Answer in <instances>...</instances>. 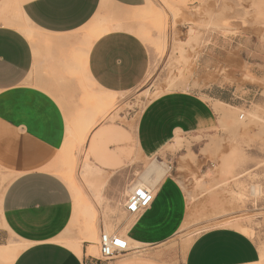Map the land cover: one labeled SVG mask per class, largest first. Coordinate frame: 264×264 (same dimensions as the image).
Listing matches in <instances>:
<instances>
[{
	"label": "rangeland",
	"instance_id": "1",
	"mask_svg": "<svg viewBox=\"0 0 264 264\" xmlns=\"http://www.w3.org/2000/svg\"><path fill=\"white\" fill-rule=\"evenodd\" d=\"M144 6L102 8L77 33L85 50L111 31L144 43L150 64L137 88L103 92L82 76L78 64L64 69L69 79L48 81L66 115L64 143L49 168L62 180L74 179L67 185L73 214L60 242H83L87 256L100 258V235L127 240L138 219L123 207L132 186L142 181L155 196L156 187L168 180L181 188L180 224L153 226V234L172 232L146 245L130 241L128 253L101 264H185L193 241L221 227L253 238L260 252L255 264H264V0H146ZM15 16L38 46L42 34ZM170 95L193 99L190 107L202 109L209 125L193 132L177 129L149 155L142 121L153 103ZM95 123L90 141L82 143ZM85 165L95 172L86 173ZM151 165L168 171L156 185L143 178ZM7 182L0 170V195Z\"/></svg>",
	"mask_w": 264,
	"mask_h": 264
},
{
	"label": "crops",
	"instance_id": "2",
	"mask_svg": "<svg viewBox=\"0 0 264 264\" xmlns=\"http://www.w3.org/2000/svg\"><path fill=\"white\" fill-rule=\"evenodd\" d=\"M145 1L0 0V170L8 177L0 195V248L8 250L0 256V264H84L88 245L80 243L79 255L60 242L72 218L73 199L64 181L49 168L64 143L66 115L55 98V85L48 81L69 79L64 69L78 64L82 76L103 92L137 88L150 64L144 43L111 31L85 50L77 33L102 8L136 10L144 8ZM16 14L42 34L38 46L8 23L17 22ZM192 101L170 95L150 106L141 124L142 144L149 155L168 144L175 130L193 132L209 125L202 109L190 107ZM180 189L168 180L158 185L152 205L132 224L127 240L136 245L165 240L172 231L160 235L149 230L180 224L184 204ZM259 260L253 238L221 227L193 241L185 264Z\"/></svg>",
	"mask_w": 264,
	"mask_h": 264
},
{
	"label": "built area",
	"instance_id": "3",
	"mask_svg": "<svg viewBox=\"0 0 264 264\" xmlns=\"http://www.w3.org/2000/svg\"><path fill=\"white\" fill-rule=\"evenodd\" d=\"M153 201L154 195L152 191L139 187L131 191L123 207L129 215L139 217L150 208ZM97 246L100 258H94L91 255L87 256L84 264H101V262L111 261L117 256L124 255L130 251L127 240L116 234L108 235L102 233Z\"/></svg>",
	"mask_w": 264,
	"mask_h": 264
},
{
	"label": "bare ground",
	"instance_id": "4",
	"mask_svg": "<svg viewBox=\"0 0 264 264\" xmlns=\"http://www.w3.org/2000/svg\"><path fill=\"white\" fill-rule=\"evenodd\" d=\"M141 10V9H140ZM9 24H11V25H13V26H15V27H19L20 28V30L23 32V34L29 39V38H33V35H32V33L30 32V31H27V30H25V29H23V28H21V26H20V24H18L17 22H14V23H12V22H8ZM10 25V26H11ZM218 109V108H217ZM228 110V109H227ZM230 110V109H229ZM220 113V112H219ZM95 126H96V123L95 124H93L87 131H85L84 132V134H83V136H82V143H85L86 141H87V138H88V135H89V132L91 131V130H93V128H95ZM93 143H94V141H92V145H93ZM88 166V165H87ZM91 168V167H90ZM90 168L89 167H87L86 168V165H85V168H84V170H85V172L86 173H94L95 172V170H94V172H91V170H90ZM93 168V167H92ZM94 169V168H93ZM49 170V169H48ZM97 170H99L98 168H97ZM99 172V171H98ZM167 170H164V169H162V167H158V166H156V165H151V166H149L148 168H147V170H146V172H145V174H144V176H143V178H144V180L145 181H148V182H150L152 185H156V184H158V183H160V181H162L163 180V178L165 177V175L167 174ZM63 177V176H62ZM70 179V181L68 182V181H66V180H63L64 181V183L66 184V185H72V183L74 182V179H73V176L71 175L70 177H69ZM99 178H101V177H98V180H99ZM97 180V181H98ZM102 180H103V178H102ZM95 181H96V178H95ZM96 181V182H97ZM105 181V180H104ZM98 183H102V182H98ZM98 183H96V184H98ZM105 183V182H104ZM103 184V183H102ZM99 185V184H98ZM101 186V185H100ZM99 186V187H100ZM143 186H145L144 184H143V182L142 181H139V182H137L135 185H133L132 187L135 189V187L136 188H139V187H143ZM101 188V187H100ZM143 188H145V187H143ZM147 189V188H146ZM97 189H95V191H96ZM150 190V189H149ZM97 192V191H96ZM100 193V192H99ZM98 193V194H99ZM74 196H76V194H74ZM100 197V196H99ZM185 220H186V218H185ZM229 223H231V222H228V224ZM127 242L129 243L130 242V240H127ZM66 245L73 251V252H75L76 254H81V249H80V243L78 244V243H74V242H68V243H66ZM7 250L8 249H6V248H0V256H2V253H4V252H7ZM13 254H12V258H14V252H12Z\"/></svg>",
	"mask_w": 264,
	"mask_h": 264
},
{
	"label": "snow or ice",
	"instance_id": "5",
	"mask_svg": "<svg viewBox=\"0 0 264 264\" xmlns=\"http://www.w3.org/2000/svg\"><path fill=\"white\" fill-rule=\"evenodd\" d=\"M117 243H119V241H117Z\"/></svg>",
	"mask_w": 264,
	"mask_h": 264
}]
</instances>
